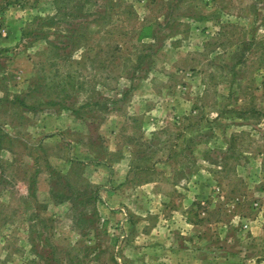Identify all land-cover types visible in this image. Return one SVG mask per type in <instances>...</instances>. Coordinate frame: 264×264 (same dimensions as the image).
<instances>
[{
  "label": "rangeland",
  "instance_id": "rangeland-1",
  "mask_svg": "<svg viewBox=\"0 0 264 264\" xmlns=\"http://www.w3.org/2000/svg\"><path fill=\"white\" fill-rule=\"evenodd\" d=\"M0 264H264V0H0Z\"/></svg>",
  "mask_w": 264,
  "mask_h": 264
}]
</instances>
